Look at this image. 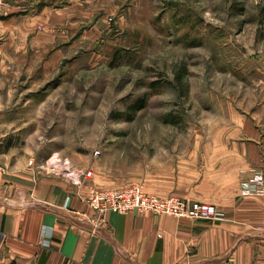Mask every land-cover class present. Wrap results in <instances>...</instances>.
<instances>
[{
    "label": "rangeland",
    "instance_id": "1",
    "mask_svg": "<svg viewBox=\"0 0 264 264\" xmlns=\"http://www.w3.org/2000/svg\"><path fill=\"white\" fill-rule=\"evenodd\" d=\"M263 5L0 0V145L170 194L202 130L233 108L264 123Z\"/></svg>",
    "mask_w": 264,
    "mask_h": 264
},
{
    "label": "crops",
    "instance_id": "2",
    "mask_svg": "<svg viewBox=\"0 0 264 264\" xmlns=\"http://www.w3.org/2000/svg\"><path fill=\"white\" fill-rule=\"evenodd\" d=\"M250 116V117H249ZM233 108L231 117L187 146L192 159L170 194L216 205L208 221L168 214L99 215L86 197L113 186L96 162L80 188L40 167L45 150L0 145V261L6 264H255L264 262V195H243L252 170H264V123ZM224 124V125H223ZM41 146L44 139L38 137ZM11 141V140H10ZM1 144V143H0ZM167 195V194H165ZM48 242V245L44 243Z\"/></svg>",
    "mask_w": 264,
    "mask_h": 264
},
{
    "label": "built area",
    "instance_id": "3",
    "mask_svg": "<svg viewBox=\"0 0 264 264\" xmlns=\"http://www.w3.org/2000/svg\"><path fill=\"white\" fill-rule=\"evenodd\" d=\"M98 154V151L95 152ZM40 167L48 173H53L67 179L71 185L80 188L84 179L91 170L76 167L69 158L53 153L43 159ZM6 166L0 162V174L5 173ZM250 188L243 189V195H264V170H252L247 177ZM86 202L99 215L109 210L119 213H153L168 214L176 217L214 220L221 216L216 205L188 199L180 195H161L145 191L142 184L132 183L122 186H108L94 189L87 197ZM48 245V242L44 243ZM255 264H264L255 263Z\"/></svg>",
    "mask_w": 264,
    "mask_h": 264
},
{
    "label": "trees",
    "instance_id": "4",
    "mask_svg": "<svg viewBox=\"0 0 264 264\" xmlns=\"http://www.w3.org/2000/svg\"><path fill=\"white\" fill-rule=\"evenodd\" d=\"M262 13H263V16H264V5L262 7ZM144 102H145V99L144 98H138L135 103L133 105L130 106V109H139V108H142L144 106Z\"/></svg>",
    "mask_w": 264,
    "mask_h": 264
}]
</instances>
